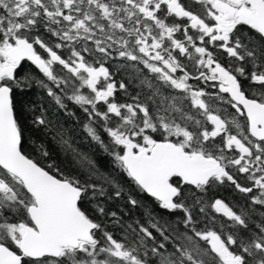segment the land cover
Wrapping results in <instances>:
<instances>
[{"label":"snow or ice","instance_id":"snow-or-ice-1","mask_svg":"<svg viewBox=\"0 0 264 264\" xmlns=\"http://www.w3.org/2000/svg\"><path fill=\"white\" fill-rule=\"evenodd\" d=\"M0 264H264V0H0Z\"/></svg>","mask_w":264,"mask_h":264},{"label":"trees","instance_id":"trees-1","mask_svg":"<svg viewBox=\"0 0 264 264\" xmlns=\"http://www.w3.org/2000/svg\"><path fill=\"white\" fill-rule=\"evenodd\" d=\"M33 98H39V97H34L33 94L24 95V94H21V93H17L16 97H15V103H16L17 109L19 110L22 104L27 103V101H29V100H31ZM219 194L221 196L228 197L229 199H231L232 195H233V194H230L228 191L223 190V189L219 190ZM110 207L115 208L116 205H110Z\"/></svg>","mask_w":264,"mask_h":264},{"label":"flooded vegetation","instance_id":"flooded-vegetation-1","mask_svg":"<svg viewBox=\"0 0 264 264\" xmlns=\"http://www.w3.org/2000/svg\"><path fill=\"white\" fill-rule=\"evenodd\" d=\"M224 190V189H223Z\"/></svg>","mask_w":264,"mask_h":264}]
</instances>
